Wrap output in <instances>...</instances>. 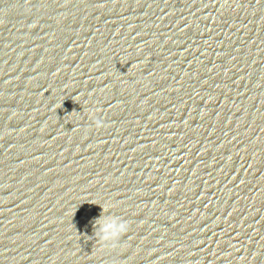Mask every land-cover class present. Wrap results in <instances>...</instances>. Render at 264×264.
Returning <instances> with one entry per match:
<instances>
[{"label": "water", "instance_id": "95a60500", "mask_svg": "<svg viewBox=\"0 0 264 264\" xmlns=\"http://www.w3.org/2000/svg\"><path fill=\"white\" fill-rule=\"evenodd\" d=\"M0 264H264V0H0Z\"/></svg>", "mask_w": 264, "mask_h": 264}, {"label": "clouds", "instance_id": "9594fccd", "mask_svg": "<svg viewBox=\"0 0 264 264\" xmlns=\"http://www.w3.org/2000/svg\"><path fill=\"white\" fill-rule=\"evenodd\" d=\"M97 126H100L101 121H96ZM106 208L102 207V212ZM98 225V227H96ZM94 235L105 246L116 247L119 244L120 238L127 233L128 224L118 217H98L94 222Z\"/></svg>", "mask_w": 264, "mask_h": 264}]
</instances>
